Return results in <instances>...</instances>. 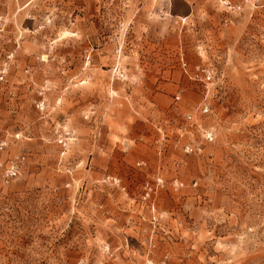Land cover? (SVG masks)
<instances>
[{"label":"rangeland","instance_id":"obj_1","mask_svg":"<svg viewBox=\"0 0 264 264\" xmlns=\"http://www.w3.org/2000/svg\"><path fill=\"white\" fill-rule=\"evenodd\" d=\"M0 75V264H264V0H0Z\"/></svg>","mask_w":264,"mask_h":264},{"label":"built area","instance_id":"obj_2","mask_svg":"<svg viewBox=\"0 0 264 264\" xmlns=\"http://www.w3.org/2000/svg\"><path fill=\"white\" fill-rule=\"evenodd\" d=\"M220 4L224 6V8L228 11H240L243 8V3L248 2V0H242V2L236 3L235 0H217ZM205 76V80L209 81L211 79L210 73ZM4 79L3 75H0V80L2 81ZM179 99V98H177ZM203 113H208V108L203 107L202 109ZM189 120L192 119L191 116L188 117ZM204 138L208 143H212L215 139V134L213 131H206L204 133ZM70 140H71V132L70 131H63L62 133H57V142L58 144L64 149L67 150L70 145ZM19 172V166L17 162H13L9 169H8V176L9 177H15Z\"/></svg>","mask_w":264,"mask_h":264}]
</instances>
